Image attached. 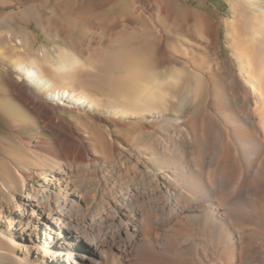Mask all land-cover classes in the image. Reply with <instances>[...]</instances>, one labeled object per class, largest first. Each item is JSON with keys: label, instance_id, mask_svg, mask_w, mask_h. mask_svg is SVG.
I'll return each instance as SVG.
<instances>
[{"label": "bare ground", "instance_id": "1", "mask_svg": "<svg viewBox=\"0 0 264 264\" xmlns=\"http://www.w3.org/2000/svg\"><path fill=\"white\" fill-rule=\"evenodd\" d=\"M262 2L200 14L185 69L154 76L127 60L107 92L73 80L45 98L27 81L55 79L21 64L8 86L53 137L11 122L26 155L1 156L0 264H264V48L246 34L251 10L264 23ZM157 33L163 65L175 53ZM80 64L57 66V80Z\"/></svg>", "mask_w": 264, "mask_h": 264}, {"label": "rangeland", "instance_id": "2", "mask_svg": "<svg viewBox=\"0 0 264 264\" xmlns=\"http://www.w3.org/2000/svg\"><path fill=\"white\" fill-rule=\"evenodd\" d=\"M233 1L236 0H0V90L7 93L0 94V170L6 168L2 155H26L11 122H20L22 134L53 137L43 130L41 123L34 125L38 115L16 98L8 86L10 75L21 73V64L36 60L55 79L53 87L46 80L27 81L45 98L50 97L54 88L72 86L73 80L76 88L107 92L112 82L104 78L134 67L122 64L131 59L142 60L144 69L154 76L174 68L185 69L184 58H191L184 50L188 49L185 41L203 33L200 14L214 20L231 17ZM161 7L164 15L160 14ZM251 12L246 16V34L262 50L264 23L254 15L255 10ZM159 25L164 26L175 53L163 65L159 64L156 52ZM224 35L223 28L220 53L225 56ZM75 59L81 64L68 72L64 84L59 82L56 67ZM64 115L69 120L78 116L68 110ZM7 260L8 255L0 248V263Z\"/></svg>", "mask_w": 264, "mask_h": 264}]
</instances>
